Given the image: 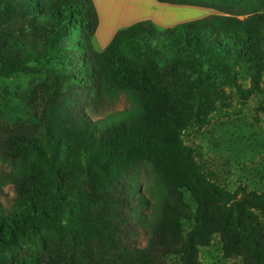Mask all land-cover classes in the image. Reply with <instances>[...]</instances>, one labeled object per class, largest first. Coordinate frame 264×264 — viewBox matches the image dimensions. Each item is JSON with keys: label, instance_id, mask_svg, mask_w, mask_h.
Wrapping results in <instances>:
<instances>
[{"label": "trees", "instance_id": "16d2710c", "mask_svg": "<svg viewBox=\"0 0 264 264\" xmlns=\"http://www.w3.org/2000/svg\"><path fill=\"white\" fill-rule=\"evenodd\" d=\"M157 1L220 13L139 20L97 49L93 0H0V78L48 74L27 95L35 119L0 122L14 190L0 264H201L216 234L231 264H264V188H230L188 142L233 95H264V0ZM142 170L157 205L134 183Z\"/></svg>", "mask_w": 264, "mask_h": 264}, {"label": "rangeland", "instance_id": "374dc122", "mask_svg": "<svg viewBox=\"0 0 264 264\" xmlns=\"http://www.w3.org/2000/svg\"><path fill=\"white\" fill-rule=\"evenodd\" d=\"M208 8L195 7L196 11ZM208 11L220 13L215 8H209ZM44 81H48L47 71L44 70L19 74L14 78H0V122L34 120L38 105L31 104L27 95L35 83ZM241 82L245 88L250 85L248 76L241 79ZM231 102L234 109L230 115L213 119L211 124L190 137L188 142L195 146L198 158L207 163L227 186L234 188L241 184L259 191L264 188V95L248 91L245 95H233ZM125 106L127 101L121 97L117 107ZM12 169L0 157V199L6 205L14 195L13 185L7 178ZM134 183L136 187L140 186L151 203L158 204L161 189L150 171H140ZM184 199L193 206L186 191ZM188 226L186 224V228ZM136 239L137 243L144 244L146 237L140 232ZM199 258L201 264H231L234 261L223 257L222 244L217 234L209 245L200 247ZM168 259L178 264L177 257L170 256Z\"/></svg>", "mask_w": 264, "mask_h": 264}, {"label": "crops", "instance_id": "0c3cea01", "mask_svg": "<svg viewBox=\"0 0 264 264\" xmlns=\"http://www.w3.org/2000/svg\"><path fill=\"white\" fill-rule=\"evenodd\" d=\"M98 15L94 45L102 49L121 27L139 20L149 19L160 27L175 25L211 14L208 9L195 5L171 4L157 0H93ZM203 7V6H198Z\"/></svg>", "mask_w": 264, "mask_h": 264}]
</instances>
